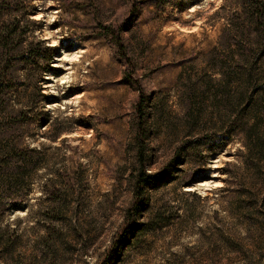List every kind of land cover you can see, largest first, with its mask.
Here are the masks:
<instances>
[{
  "label": "rangeland",
  "instance_id": "374dc122",
  "mask_svg": "<svg viewBox=\"0 0 264 264\" xmlns=\"http://www.w3.org/2000/svg\"><path fill=\"white\" fill-rule=\"evenodd\" d=\"M251 1L0 0V264H264Z\"/></svg>",
  "mask_w": 264,
  "mask_h": 264
},
{
  "label": "trees",
  "instance_id": "16d2710c",
  "mask_svg": "<svg viewBox=\"0 0 264 264\" xmlns=\"http://www.w3.org/2000/svg\"><path fill=\"white\" fill-rule=\"evenodd\" d=\"M252 7L253 9L251 10L252 16H253V21L258 25H263L264 26V0H252ZM118 43L120 46L125 47L121 38H118ZM144 92H141V95L138 100L137 108H138V116H139V127L142 129V123L144 119ZM252 126V128L255 126ZM138 160L140 163V171L135 175V182H134V188H135V205H134V210H137L138 205L141 202V198L143 195V190L145 188V185L148 181H150L152 175L147 171L146 165H145V148L142 143V140H139L138 142ZM135 213L132 212V215ZM131 218V216L129 217ZM129 220V219H128ZM128 222V221H127Z\"/></svg>",
  "mask_w": 264,
  "mask_h": 264
}]
</instances>
